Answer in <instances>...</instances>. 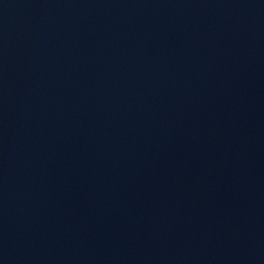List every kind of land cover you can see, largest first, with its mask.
<instances>
[{
  "label": "water",
  "instance_id": "water-1",
  "mask_svg": "<svg viewBox=\"0 0 264 264\" xmlns=\"http://www.w3.org/2000/svg\"><path fill=\"white\" fill-rule=\"evenodd\" d=\"M80 264H264V204L186 222Z\"/></svg>",
  "mask_w": 264,
  "mask_h": 264
}]
</instances>
